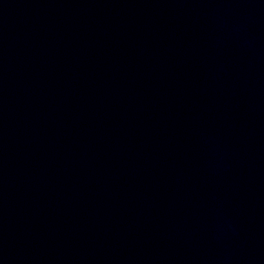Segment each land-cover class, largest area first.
Masks as SVG:
<instances>
[{"label":"water","instance_id":"1","mask_svg":"<svg viewBox=\"0 0 264 264\" xmlns=\"http://www.w3.org/2000/svg\"><path fill=\"white\" fill-rule=\"evenodd\" d=\"M0 264H264V0H0Z\"/></svg>","mask_w":264,"mask_h":264}]
</instances>
